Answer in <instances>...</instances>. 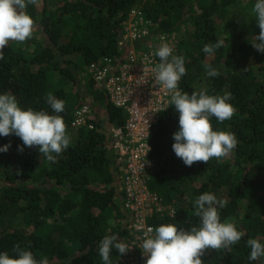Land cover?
Segmentation results:
<instances>
[{"label": "trees", "instance_id": "obj_1", "mask_svg": "<svg viewBox=\"0 0 264 264\" xmlns=\"http://www.w3.org/2000/svg\"><path fill=\"white\" fill-rule=\"evenodd\" d=\"M139 1L63 0L49 9L46 0H30L22 10L34 19L33 35L5 46L0 92L13 93L24 108L50 113L46 98L53 93L65 101L60 115L66 128L74 110L87 103L94 127L71 129L70 146L49 166L40 161L38 146L19 151L17 146L23 143L19 137H0V145H11L0 152V251L12 255L19 244L48 264H103L98 246L105 235L117 234L125 242L133 238L123 205L121 172L107 134L110 126L123 125L125 112L114 107L93 81L87 84L91 102L84 101L79 77L83 65L103 59L115 67L121 63L120 24ZM237 1L144 0L142 5L158 29L171 32L186 20L201 40L194 57L181 48L183 40L178 41V55L185 57L187 69L181 89L189 94L203 89L210 95L230 93L235 108L230 120H211L214 130L236 135L237 146L225 157L186 166L171 147L178 128L174 106L160 113L150 135L156 169L149 187L165 203L179 201L175 220L154 216V226L168 222L188 230L198 223L196 198L212 192L227 201L220 210L221 220L234 219L245 233L230 248L206 249L201 256L204 264H264V259L249 262L246 245L249 238L264 240V53L221 20V9ZM218 40L224 44L213 55L202 51L206 43ZM206 64L221 74L207 76ZM111 254L120 264L118 251Z\"/></svg>", "mask_w": 264, "mask_h": 264}, {"label": "clouds", "instance_id": "obj_2", "mask_svg": "<svg viewBox=\"0 0 264 264\" xmlns=\"http://www.w3.org/2000/svg\"><path fill=\"white\" fill-rule=\"evenodd\" d=\"M30 0H0V58L10 41L24 42L33 35L34 19L22 11ZM260 32L250 40L252 46L264 53V0H255L252 8ZM224 42L206 43L202 51L211 56ZM158 58L153 69V83L163 87L170 96L169 106L178 113V128L172 133V149L186 166L194 162H208L212 158L225 157L237 146L235 133L214 130L211 120H230L235 112L229 102L230 93L210 95L207 89L189 94L183 91L179 82L186 74L185 57L175 54L169 43H161L153 50ZM209 77L219 76L220 70L206 64ZM46 103L52 109L22 107L16 96L0 92V137L13 134L22 140L19 151L24 146H38L40 156L55 163L57 156L67 150L71 137L60 113L65 111V101L49 92ZM167 109V108H166ZM165 110V109H164ZM10 143L0 145V152H6ZM148 148V146H147ZM149 150V149H148ZM146 153V152H145ZM227 201L212 192L198 195L194 202V214L198 223L191 224L188 230L174 223H161L148 226L142 233L140 249L146 256L144 264H204L201 256L206 249H227L240 242L245 233L234 219L221 220V209ZM174 214V212H173ZM172 214V215H173ZM246 245L250 251L249 262L264 259V240L249 238ZM131 247L117 234L105 235L98 246L103 264H116L111 259L113 250L125 254ZM0 264H48L47 259H37L28 248L17 244L10 255L0 251Z\"/></svg>", "mask_w": 264, "mask_h": 264}, {"label": "built area", "instance_id": "obj_3", "mask_svg": "<svg viewBox=\"0 0 264 264\" xmlns=\"http://www.w3.org/2000/svg\"><path fill=\"white\" fill-rule=\"evenodd\" d=\"M120 25L117 49L123 55L121 63L115 67L109 59H103L105 63L90 65L94 67V84L114 107L125 112L123 125L110 126L107 134L112 139L111 152L121 172V192L130 216L129 227L141 243L143 231L148 226L154 227L151 222L154 216L169 220L177 216L175 206L165 205L150 189L149 182L156 169L151 154V131L160 113L171 107V94L154 84L151 77L158 60L153 50L167 42L178 54V40L172 32L158 29V25L136 7L127 12ZM91 115L90 106L83 103L74 110L70 127L92 129Z\"/></svg>", "mask_w": 264, "mask_h": 264}, {"label": "rangeland", "instance_id": "obj_4", "mask_svg": "<svg viewBox=\"0 0 264 264\" xmlns=\"http://www.w3.org/2000/svg\"><path fill=\"white\" fill-rule=\"evenodd\" d=\"M61 1L63 0H46V3L49 9H53ZM143 3L144 0H141L137 2L134 7L142 11ZM253 4H254V0H239L221 9L220 16H221V20L225 24V27L227 26V29H231V31H234L236 33H241L245 38L248 39H253L254 34L258 35L260 29L258 27L256 18L253 17L252 14ZM174 27H175L174 29H171V32L175 35L178 41L183 40V44L181 45V48L182 49L187 48L189 50L190 55L194 57L197 53L198 46L201 44V40H199L196 37L193 25L190 22L183 20L180 23H177ZM93 70L94 67L91 65H86V66L83 65L81 69V74L79 77L81 88H79V91L81 92V95L84 96L83 97L84 101L89 100L91 102L90 100L91 96H89L87 84L88 81H92ZM71 129H75V128H71V127L66 128L68 133H70ZM40 161L44 163L46 166H49V161H47L42 156ZM159 197L161 198V196ZM120 198L122 199V196ZM162 201L165 205L169 204L172 206H176L179 203L178 200H173L170 203H165L163 199ZM126 242L131 248L125 254L120 256L118 260L119 263L136 264L137 260L139 259L141 261V264H144L147 257L142 255V250L140 249L141 243L136 238V236L133 234V238L130 241L126 240Z\"/></svg>", "mask_w": 264, "mask_h": 264}]
</instances>
